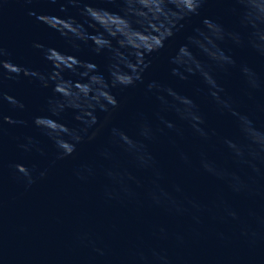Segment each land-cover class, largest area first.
<instances>
[{
    "label": "water",
    "instance_id": "water-1",
    "mask_svg": "<svg viewBox=\"0 0 264 264\" xmlns=\"http://www.w3.org/2000/svg\"><path fill=\"white\" fill-rule=\"evenodd\" d=\"M0 264H264V0H0Z\"/></svg>",
    "mask_w": 264,
    "mask_h": 264
},
{
    "label": "clouds",
    "instance_id": "clouds-1",
    "mask_svg": "<svg viewBox=\"0 0 264 264\" xmlns=\"http://www.w3.org/2000/svg\"><path fill=\"white\" fill-rule=\"evenodd\" d=\"M187 7L189 11H194L196 7H198V0H187ZM123 83V82H122ZM132 83V81L126 82L125 86H128ZM43 175V173H42Z\"/></svg>",
    "mask_w": 264,
    "mask_h": 264
}]
</instances>
